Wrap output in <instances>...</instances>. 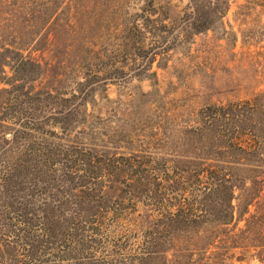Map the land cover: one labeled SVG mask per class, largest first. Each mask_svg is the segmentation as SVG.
Masks as SVG:
<instances>
[{
  "label": "rangeland",
  "instance_id": "obj_1",
  "mask_svg": "<svg viewBox=\"0 0 264 264\" xmlns=\"http://www.w3.org/2000/svg\"><path fill=\"white\" fill-rule=\"evenodd\" d=\"M230 2L0 0V264H261L264 0Z\"/></svg>",
  "mask_w": 264,
  "mask_h": 264
},
{
  "label": "trees",
  "instance_id": "obj_2",
  "mask_svg": "<svg viewBox=\"0 0 264 264\" xmlns=\"http://www.w3.org/2000/svg\"><path fill=\"white\" fill-rule=\"evenodd\" d=\"M223 4L225 7V10H229L231 7L230 0H223ZM200 28V29H199ZM196 29V32H203L204 30H209L210 27H199ZM251 151L256 153L258 152L257 147H250ZM107 165L103 164V169H106ZM233 199H235V192L232 191L230 195V202L227 204V209H225L220 216V224L221 225H231L235 220V206L233 205ZM178 209L180 211V214L177 215L178 218L184 219L185 221H189L190 219H196L198 216H196L193 211L194 202H190L188 199H182V201L179 202L177 205ZM264 214L261 215H255L252 217V223L256 221V224L259 226L264 221ZM254 221V222H253ZM260 223V224H259ZM259 237L264 239V231L258 233ZM254 259H257L260 261L261 264H264V244L256 246L254 249ZM64 252L62 250H57L55 248H47L41 257L33 259L32 262L28 264H65L64 259ZM68 264V263H67Z\"/></svg>",
  "mask_w": 264,
  "mask_h": 264
}]
</instances>
